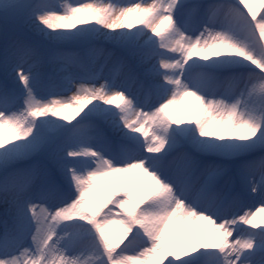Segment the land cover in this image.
<instances>
[{"label":"snow or ice","instance_id":"snow-or-ice-1","mask_svg":"<svg viewBox=\"0 0 264 264\" xmlns=\"http://www.w3.org/2000/svg\"><path fill=\"white\" fill-rule=\"evenodd\" d=\"M260 213L264 0H0V264H264Z\"/></svg>","mask_w":264,"mask_h":264},{"label":"rangeland","instance_id":"rangeland-1","mask_svg":"<svg viewBox=\"0 0 264 264\" xmlns=\"http://www.w3.org/2000/svg\"><path fill=\"white\" fill-rule=\"evenodd\" d=\"M66 2H68V0H66ZM104 2L107 3V2H109V0H104ZM142 15H143V13H137V12L131 13L128 16V22L133 23L135 25V22L138 21L142 17ZM163 27H164V25H161V28H163ZM131 179H132L133 183L138 185L141 183L143 177L138 171H134L131 174ZM256 220H257V222H259L260 220H264V213H260L256 217Z\"/></svg>","mask_w":264,"mask_h":264}]
</instances>
